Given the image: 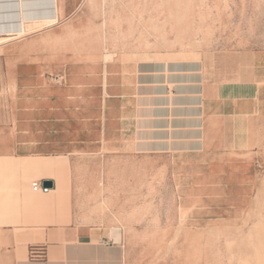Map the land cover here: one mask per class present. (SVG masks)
<instances>
[{
    "label": "rangeland",
    "instance_id": "374dc122",
    "mask_svg": "<svg viewBox=\"0 0 264 264\" xmlns=\"http://www.w3.org/2000/svg\"><path fill=\"white\" fill-rule=\"evenodd\" d=\"M23 2L26 14L44 15L53 0ZM55 7L52 23L0 34V57L28 45L55 60L85 53L188 63L213 86L211 97L217 90L224 97V116L208 122L201 140L166 151L0 154V264H25L18 246L29 230L16 219L28 204L48 206L67 225L97 228L119 244L115 264H264V0H55ZM17 8V0H0L5 24L18 23ZM11 86L0 67V146L10 134ZM44 177L52 191L31 193Z\"/></svg>",
    "mask_w": 264,
    "mask_h": 264
},
{
    "label": "crops",
    "instance_id": "0c3cea01",
    "mask_svg": "<svg viewBox=\"0 0 264 264\" xmlns=\"http://www.w3.org/2000/svg\"><path fill=\"white\" fill-rule=\"evenodd\" d=\"M14 50L0 57L3 77L12 85L6 103L10 134L0 146L4 156L166 151L201 140L208 122L224 116V97L218 90L211 97L213 86L188 63L104 60L85 53L55 60L28 45ZM52 74H63V82H51ZM43 180L54 187L50 177ZM26 206L16 219L29 230L18 246L25 264H115L119 244L103 240L97 228L67 225L60 214H48L46 205Z\"/></svg>",
    "mask_w": 264,
    "mask_h": 264
},
{
    "label": "bare ground",
    "instance_id": "6f19581e",
    "mask_svg": "<svg viewBox=\"0 0 264 264\" xmlns=\"http://www.w3.org/2000/svg\"><path fill=\"white\" fill-rule=\"evenodd\" d=\"M17 1H18V7H19V8H17L18 9V16H19L18 23H13L11 25L5 24L4 21L2 20V18H4V17H2V15H0V34L1 35H3V34H13V35L17 34V35H20V34L24 33L25 28L27 26H29L30 24H40L41 25V23H52V22H54L56 20L57 11H56V7H55V0H53L52 3L46 2L47 3L46 5L48 6V8H47L48 12H46V14H44V15H39V14H37V15H29V14H26L27 13V9L23 8V7L26 6L24 4L23 0H17ZM8 3H10V2H8ZM10 11L11 10H9V12ZM10 13H12V12H10ZM12 16H10V17H12ZM5 20H6V18H5ZM12 20H14V19H12ZM14 21H17V20H14ZM33 28H34V25H33ZM2 39L6 40L3 37L0 38V40H2Z\"/></svg>",
    "mask_w": 264,
    "mask_h": 264
},
{
    "label": "built area",
    "instance_id": "2783aa9c",
    "mask_svg": "<svg viewBox=\"0 0 264 264\" xmlns=\"http://www.w3.org/2000/svg\"><path fill=\"white\" fill-rule=\"evenodd\" d=\"M30 189L33 193L47 194L52 191V186H43L42 181H36L31 184Z\"/></svg>",
    "mask_w": 264,
    "mask_h": 264
},
{
    "label": "water",
    "instance_id": "95a60500",
    "mask_svg": "<svg viewBox=\"0 0 264 264\" xmlns=\"http://www.w3.org/2000/svg\"><path fill=\"white\" fill-rule=\"evenodd\" d=\"M42 184H43V186L51 187L52 186V181L51 180H43Z\"/></svg>",
    "mask_w": 264,
    "mask_h": 264
}]
</instances>
